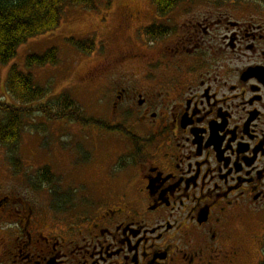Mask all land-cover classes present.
Returning <instances> with one entry per match:
<instances>
[{"label": "flooded vegetation", "instance_id": "obj_1", "mask_svg": "<svg viewBox=\"0 0 264 264\" xmlns=\"http://www.w3.org/2000/svg\"><path fill=\"white\" fill-rule=\"evenodd\" d=\"M145 15L124 8L110 56L120 69L96 87L111 117L96 127L130 149L63 148L57 188L54 171L40 178L45 164L35 181L0 172V264H249L259 252L264 0H185ZM75 172L92 193L69 204Z\"/></svg>", "mask_w": 264, "mask_h": 264}, {"label": "rangeland", "instance_id": "obj_2", "mask_svg": "<svg viewBox=\"0 0 264 264\" xmlns=\"http://www.w3.org/2000/svg\"><path fill=\"white\" fill-rule=\"evenodd\" d=\"M124 8L134 10L135 16L136 12H146L139 22L156 15L151 0H96V10L64 5L58 28L26 40L18 47L12 60L5 64L0 63V102L13 103V99L6 91L5 83L8 71L16 66L20 72L32 77L35 86L47 91L40 103L53 105L60 95L66 93L81 107L86 118L111 120L110 107H106L104 101L97 99L99 93L96 87L108 82L107 76H116L115 71L120 69L119 63L111 64L110 56L115 53V50L117 51L114 28L117 29L119 17ZM69 39L92 40L95 45L94 51L86 55L80 52ZM50 48L57 50V61L54 65L26 66L27 56L41 55ZM125 49L123 47V51ZM130 51L138 56L140 47ZM127 66L125 64L124 69ZM93 70H101L105 74L94 81L87 79ZM3 118L4 116L0 113V119ZM83 126L81 122L69 123L66 119L52 120L39 112H34L24 118L20 142L17 151L15 150L17 153H10L9 149L0 145V172H21L26 177L32 176L35 181V169L45 164L50 171L55 172H53L55 175L53 184L54 188H57V183L60 182V175L57 172L66 164L60 156L63 148L68 152L72 150V145L81 143L84 147L96 145L98 150H103L109 145L106 148L109 154L122 152L125 147L130 149V144L117 133L108 134L93 125ZM13 158L16 161L18 159V169H15ZM93 165L96 171L103 167V164L98 162H94ZM74 174L79 176H75L71 185L74 188L71 190L73 195L66 192L65 199L69 201V204L84 203L87 196L90 197L92 193L91 187L79 186L84 174L82 175L81 172ZM70 176L74 178V175ZM18 179L21 180L22 177L19 176ZM65 183L68 184L67 176ZM35 185L34 183V187ZM74 196L80 197V200L76 201ZM262 244L259 246L261 247L258 249L259 252L253 253L249 264H258L262 260L264 242Z\"/></svg>", "mask_w": 264, "mask_h": 264}, {"label": "trees", "instance_id": "obj_3", "mask_svg": "<svg viewBox=\"0 0 264 264\" xmlns=\"http://www.w3.org/2000/svg\"><path fill=\"white\" fill-rule=\"evenodd\" d=\"M181 1L183 0H151V4L158 16H164ZM64 5L96 10V0H0V63L12 60L18 47L26 40L58 28ZM69 41L86 54H90L95 48L92 41ZM56 61L57 50L50 48L41 55L27 56L26 66L54 65ZM5 87L13 103L0 102V113L4 116L0 119V145L9 149L10 153H17L24 118L34 112L52 120L81 122L84 126L99 127L106 124L103 120L86 118L81 107L66 93L60 95L53 105L40 103L47 91L35 86L32 77L20 72L16 66L8 71ZM12 162L15 169H18V159L16 161L13 158ZM42 175L47 182L52 183L54 180L49 167L40 171V178ZM258 264H264V248L262 260Z\"/></svg>", "mask_w": 264, "mask_h": 264}]
</instances>
